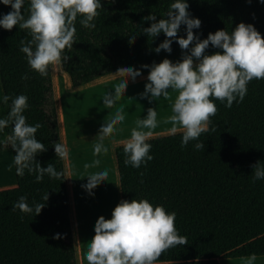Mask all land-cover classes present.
Segmentation results:
<instances>
[{"label":"trees","instance_id":"16d2710c","mask_svg":"<svg viewBox=\"0 0 264 264\" xmlns=\"http://www.w3.org/2000/svg\"><path fill=\"white\" fill-rule=\"evenodd\" d=\"M172 0H102L103 9L95 19V28L75 21V43L65 49L68 59L60 67L78 88L118 71L121 66L141 70L142 66L182 59L186 50L177 42L172 52L155 48L165 34L149 36L143 29L152 21L165 18ZM189 12L202 23L193 31L201 39L217 30L232 31L239 23L252 24L264 36V3L261 0H188ZM26 0L24 8H28ZM11 11L0 3V16ZM23 11V9H22ZM25 16L28 15L24 12ZM185 25L178 36L186 38ZM133 39L129 40V38ZM31 36L28 30L0 27V76L4 96L25 94L29 124L39 123L36 136L46 146L36 159L41 166L52 163L63 173L60 179L25 169L16 171L17 185L0 189V264H78L70 215L69 193L64 158L57 156L54 144L61 143L59 117L52 78V65L46 75L29 66L20 51L21 41ZM223 51L209 46L207 54ZM27 75V79L22 77ZM242 102L226 106L213 98L217 112L198 138L204 147L196 149V140L181 146L182 132L148 140L153 159L135 168L125 164L123 146L116 149L122 200L146 198L176 213L175 226L186 237L185 244L161 252L154 264H220L221 258L264 256V179L254 180L253 165L264 163V79H253ZM3 96V97H4ZM11 99H2L0 118H7ZM12 132L9 124L0 139ZM4 145H0V150ZM13 149V148H12ZM48 193V200L43 196ZM20 196L30 205L44 203L36 216L13 209ZM57 234L59 236L57 237Z\"/></svg>","mask_w":264,"mask_h":264},{"label":"clouds","instance_id":"9594fccd","mask_svg":"<svg viewBox=\"0 0 264 264\" xmlns=\"http://www.w3.org/2000/svg\"><path fill=\"white\" fill-rule=\"evenodd\" d=\"M25 2L0 0V3L11 8V11L0 16V27L11 30L18 26L28 30L31 39L21 41L20 51L26 54L31 69L41 75L47 74L50 65L68 59L65 49L71 50L75 43L77 18L84 27L95 28L94 21L103 9L102 0H30L29 7L24 8ZM261 2L264 3V0ZM24 12L28 15L25 16ZM145 19L152 23L143 29L144 33L152 37L164 33L166 37L154 49L156 53L161 50L171 53L174 41L186 51L182 59L176 62L164 58L160 63L143 65V68L150 70L148 83L141 95L151 102L160 97L170 98V89L177 92L171 105L173 114L168 117L172 123L170 131L175 134L182 130V147L196 140L194 147L203 148L204 144L198 138L217 112L213 98L222 103L226 101V106L231 107L234 101H243L250 81L254 78L264 79V36L254 25L241 22L230 32L221 29L201 39L193 30L199 29L202 21L190 14L188 0H172L165 18L157 20V16L151 14ZM181 25L186 26V38L178 36ZM210 45L223 51L207 54ZM117 73L122 75V79L115 85V93L107 92L103 97L107 105H112L116 96L125 92L128 87L126 77L135 80L141 75V70L121 66ZM22 78L27 79V75ZM3 99L5 102L11 99V105L7 118H0V133L9 124L12 125V132L6 139H0V145L11 144L15 151L17 173L24 175L27 169L29 173H36L37 181L43 180L45 175L60 179L63 173L52 163L43 167L36 159L39 153L47 149L36 136L41 125L29 124L24 115L30 106L28 97L19 94L15 97L4 96ZM157 116L156 108H149L147 115L136 121L130 137L121 141L126 155L125 164L140 168L153 159L150 154L152 144L148 139L158 125ZM124 119L121 109L100 124L102 130L93 143L94 152L108 150L105 138L114 133L117 130L115 125ZM54 148L60 158L69 154L62 143H55ZM94 163H99V159ZM253 168L254 180L264 179V163L257 162ZM108 174L107 169L89 173L84 187L91 191L95 185L106 181ZM43 200H48V193ZM12 207L25 213L35 212L37 216L45 204L30 205L26 196H20ZM175 220L174 211H168L162 204L154 205L146 198L121 200L110 219L101 215L96 221L95 235L87 246L88 264H154L163 250L186 243V237L179 233Z\"/></svg>","mask_w":264,"mask_h":264},{"label":"crops","instance_id":"0c3cea01","mask_svg":"<svg viewBox=\"0 0 264 264\" xmlns=\"http://www.w3.org/2000/svg\"><path fill=\"white\" fill-rule=\"evenodd\" d=\"M60 67V63L58 64ZM52 69V78L55 92V100L59 117L61 143L68 149V156L64 158L65 174L69 193L70 215L75 241L78 264H88L86 252L88 242L95 235V223L103 215L110 219L114 208L122 200L121 182L118 172V162L116 149L123 146L121 141L128 139L131 135V129L136 126V121L147 115L149 108H156L158 116V125L153 129V135L148 139H155L163 136L172 135L170 131L172 123L168 117L172 115V103L177 94L171 93L170 98H161L159 100H147L146 97L137 100L136 95L131 92V87L141 84L147 79V75L132 80L126 77L128 87L123 94L116 96L112 105H107L97 110L93 104L78 105L70 101V96L76 95V91L98 88H108L109 91L115 84L122 79L120 73L114 72L107 76L97 79L82 87H73L69 75L62 70ZM63 76V83L58 86L57 80ZM68 82H65L66 78ZM99 86V87H98ZM70 89V90H69ZM3 87L0 76V105L3 99ZM123 109L125 119L118 122L116 131L109 137H106L104 143L107 145V151H93V143L98 139V134L102 130L100 124L107 119H111L118 111ZM178 131L177 133H180ZM176 134V133H175ZM7 154H6V153ZM13 157L11 144H4L0 150V160L6 164V159ZM99 159V163L94 161ZM14 160V158H13ZM10 164V162H9ZM15 169V163H14ZM107 169L108 176L106 181L95 185L91 191L84 187L86 177L89 173ZM3 175L0 178L3 180ZM11 175L9 180L4 181L0 188H10L17 185L16 173L14 176L13 168L8 172ZM107 193V195H106ZM83 252V253H82ZM220 264H264V256L250 258H221Z\"/></svg>","mask_w":264,"mask_h":264},{"label":"rangeland","instance_id":"374dc122","mask_svg":"<svg viewBox=\"0 0 264 264\" xmlns=\"http://www.w3.org/2000/svg\"><path fill=\"white\" fill-rule=\"evenodd\" d=\"M52 69L55 70V73H56L57 69L59 72H62V71H60V67L58 64L52 65ZM62 77L63 76L59 77V79L57 80L59 88L61 86L60 84L63 83ZM65 80H66L65 82H68L67 78ZM147 83H148V80L146 79L145 82L138 84V85H134L131 87V92L133 95H136L137 100L141 101L143 99V96L141 94L145 91V85ZM113 88H115V86ZM90 90L91 89L76 91L75 92L76 95H74L73 97L70 96L71 98L69 100L74 101L75 102L74 104H78V105L93 104L97 110H100V108L103 109V107L106 104V102L103 101V97L105 96V94L107 92L115 93V91H109L108 88H104V87L95 89L93 91H90ZM111 90H115V89H111ZM169 92H170V94L175 93L178 95L177 92L172 91L171 89L169 90ZM161 98H164V97H160L156 100H159ZM147 100H149V98H147ZM172 114H173V112H172ZM9 162H10V164H9ZM11 166L13 168V172H14V176H15L14 160H13L12 155H11V159H8V160L6 159V164L4 163V164H2V166H1V160H0V174H6V175H3V177H2L3 180L0 178V186L4 185L5 184L4 181L9 180V178L11 177V175H8V172L11 171ZM0 189H3V188H0Z\"/></svg>","mask_w":264,"mask_h":264},{"label":"bare ground","instance_id":"6f19581e","mask_svg":"<svg viewBox=\"0 0 264 264\" xmlns=\"http://www.w3.org/2000/svg\"><path fill=\"white\" fill-rule=\"evenodd\" d=\"M106 195H107V193H106ZM83 253V252H82Z\"/></svg>","mask_w":264,"mask_h":264}]
</instances>
